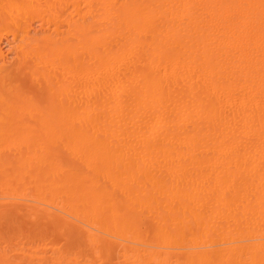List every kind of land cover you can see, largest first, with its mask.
Returning <instances> with one entry per match:
<instances>
[{
	"label": "bare ground",
	"instance_id": "bare-ground-1",
	"mask_svg": "<svg viewBox=\"0 0 264 264\" xmlns=\"http://www.w3.org/2000/svg\"><path fill=\"white\" fill-rule=\"evenodd\" d=\"M0 264H264V0H0Z\"/></svg>",
	"mask_w": 264,
	"mask_h": 264
}]
</instances>
